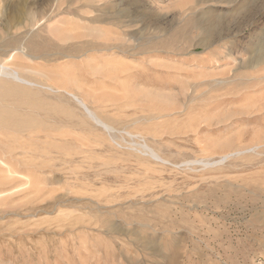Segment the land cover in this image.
Masks as SVG:
<instances>
[{
    "label": "rangeland",
    "instance_id": "1",
    "mask_svg": "<svg viewBox=\"0 0 264 264\" xmlns=\"http://www.w3.org/2000/svg\"><path fill=\"white\" fill-rule=\"evenodd\" d=\"M0 42V264H264V0H0Z\"/></svg>",
    "mask_w": 264,
    "mask_h": 264
},
{
    "label": "bare ground",
    "instance_id": "2",
    "mask_svg": "<svg viewBox=\"0 0 264 264\" xmlns=\"http://www.w3.org/2000/svg\"><path fill=\"white\" fill-rule=\"evenodd\" d=\"M58 3H59V0H56ZM73 1V0H72ZM68 3V2H67ZM73 2H71V4H72ZM66 4V3H65ZM69 9V8H68ZM70 14V13H69ZM72 15V14H71ZM60 17V16H59ZM81 17V16H80ZM35 18V17H34ZM61 19V18H60ZM51 21V20H50ZM89 23H91V24H95V23H101V21L100 20H91V21H88ZM119 23V22H118ZM28 29V28H27ZM202 29V28H201ZM10 35V34H9ZM214 37V36H213ZM14 40V39H13ZM1 43V42H0ZM3 44V43H2ZM8 47H11V45H8V44H6V45H0V52H8V50H7V48ZM13 48L15 49V50H17L18 52H20L21 54L20 55H22V53L24 54V55H26V57L27 58H29V59H39L38 57H33V56H31V55H27V54H25V52L23 51V47L21 46V42H20V40H15L14 41V45H13ZM91 49H92V51H98V52H105V51H107L108 50V48L107 47H100V46H94V47H91ZM110 50V49H109ZM88 51H90V50H88ZM87 51V52H88ZM86 52V53H87ZM38 53V52H37ZM3 55V54H2ZM19 55V54H18ZM84 55V54H83ZM5 57V56H4ZM7 57V56H6ZM5 57V58H6ZM65 57H67V58H69V59H75V60H78V59H80V58H82L81 56H65ZM7 63V62H6ZM5 63V64H6ZM7 65V64H6ZM4 66L3 64H1L0 63V75H2V77L4 78V80H1L0 81V93L1 94H3V95H7V96H9L10 94H17V93H21L22 91H21V89H19V87L18 86H16L14 83L15 82H17V80L18 81H22L23 82V84H24V82L26 83V79H24L23 78V76L21 75V73L19 72V71H17V70H15L13 67H11V66ZM27 71H28V69H26ZM6 77H11V78H13V80L12 81H14V80H16L14 83L10 80V78H7V80L5 79ZM9 79V80H8ZM22 82L20 83V82H18V84H22ZM216 82V81H215ZM214 82V83H215ZM223 82V81H222ZM223 84V83H222ZM28 85H30V84H28ZM31 85H34V84H31ZM196 85V84H195ZM217 85V84H216ZM20 86V85H19ZM35 86V85H34ZM33 86V87H34ZM199 87H196V88H190V87H188L187 89H185L184 90V94H186V97H187V101H188V99H189V103H190V105L191 104H193L195 101H197V100H200V99H203L204 97H205V95H203V94H199L198 93V91H197V89L198 88H200V86L201 85H198ZM193 87V86H192ZM38 88H40V87H38ZM42 88V87H41ZM46 88V87H45ZM47 90L49 89V90H54V89H52V88H46ZM22 90H24V89H22ZM43 90H45V89H43ZM48 90V91H49ZM190 90L193 92V95H191L190 93H188V91L190 92ZM57 91H59V90H57ZM54 92V91H53ZM64 92V91H63ZM64 93H66L67 94V96L72 100V101H74V103H76L79 107H81L84 111H85V113L87 114V116L91 119V120H93L94 122H96L98 125H100L102 128H104L106 131H112V130H114L113 129V126L111 127L110 125H108V124H106V123H104L98 116H97V114L88 106V104L86 103V101H85V99H83L82 97H80L79 96V94L77 95V94H75V93H73V92H69V91H65ZM191 96H190V95ZM199 94V95H198ZM172 95V94H171ZM168 101V100H167ZM169 101H170V99H169ZM188 103V102H187ZM173 105V104H172ZM182 106V105H181ZM185 106H187V105H185ZM173 115V113L172 114H167V115H162V116H159V117H156V116H152V117H149V118H141V119H137V121L135 122V124H146V123H149L151 120H160V119H164V118H170L171 116ZM13 118L11 119V121H8L7 119L6 120H3V121H0V123L2 124V125H4V126H9L10 124H14V123H16V117H15V115L14 116H12ZM18 118V117H17ZM155 122V121H154ZM17 125H10V127H13V128H10L9 127V129L7 130V131H10V132H12V133H20L19 131H21V128H24V129H26V127H24L26 124H24L23 122H21V121H18L17 123H16ZM30 132V131H29ZM137 136H141V135H137ZM143 137V136H142ZM23 138V137H22ZM134 138V137H133ZM136 138H138V137H136ZM152 138V137H151ZM154 139V138H153ZM139 140V139H138ZM142 140H143V138H142ZM14 142V141H13ZM114 142V141H113ZM145 142H147V141H143V145H141L142 146V148L144 149V150H146V151H148V152H150L151 153V155L153 156V157H155V158H159L156 154H154L153 153V151L150 149V147L148 146V144H146ZM133 144V143H132ZM137 145V144H136ZM150 145V144H149ZM35 146V145H34ZM130 149V148H129ZM132 149V148H131ZM141 149V148H140ZM22 152V151H21ZM23 153V152H22ZM26 154V153H25ZM145 154V153H144ZM10 155V154H9ZM143 156V155H142ZM145 156H147V155H145ZM3 157H4V155H3ZM161 158V157H160ZM4 159V158H3ZM7 160V159H6ZM11 160V159H10ZM8 161V160H7ZM11 161H13V159L11 160ZM36 161V160H35ZM165 161V160H164ZM51 165V164H50ZM32 167V166H31ZM23 168V167H22ZM30 170V169H29ZM14 172V171H13Z\"/></svg>",
    "mask_w": 264,
    "mask_h": 264
}]
</instances>
